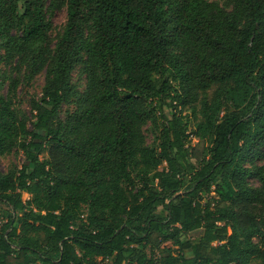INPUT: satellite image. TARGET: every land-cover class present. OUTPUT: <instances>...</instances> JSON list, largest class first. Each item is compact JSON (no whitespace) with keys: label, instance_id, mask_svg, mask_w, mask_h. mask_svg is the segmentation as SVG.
<instances>
[{"label":"trees","instance_id":"obj_1","mask_svg":"<svg viewBox=\"0 0 264 264\" xmlns=\"http://www.w3.org/2000/svg\"><path fill=\"white\" fill-rule=\"evenodd\" d=\"M61 1L51 46L46 0H0V63L45 71L31 118L0 92V264H264V0Z\"/></svg>","mask_w":264,"mask_h":264},{"label":"rangeland","instance_id":"obj_2","mask_svg":"<svg viewBox=\"0 0 264 264\" xmlns=\"http://www.w3.org/2000/svg\"><path fill=\"white\" fill-rule=\"evenodd\" d=\"M214 1L219 6H221L226 12L231 10V0H208ZM45 10L47 11V16L51 23V29L49 32L50 44L53 43L62 32L66 21V7L61 0H46ZM85 36L87 38L91 35L90 27L87 26L85 29ZM87 64L85 54L75 61L72 72H71V82L75 85L78 91H83L86 87V76H85V65ZM17 65V67L15 66ZM45 71H40L36 74L31 75L28 72L27 67L24 63H10L2 62L0 63V92L7 93L11 87L12 80L16 81V87L13 94V106L22 114L32 117L33 109L32 104L34 101L39 100L41 94V88L44 83ZM72 106H63L60 110V117H64L67 112L71 111ZM30 127V122L27 123ZM191 129V126H189ZM143 134L145 137V142L150 145L155 141L158 130L152 126V124L147 121L142 127ZM195 139H192L194 142ZM23 161V156L20 151L12 150L11 152L5 154L0 158V171L6 172L9 168L13 166H20ZM262 163V159L257 158L252 162L245 160L244 165L248 168L252 167V164L259 165ZM247 182L249 185L258 186L259 182L255 178H248ZM29 197L27 193H21V199L26 200ZM1 208L4 211L8 210V207L1 203ZM200 231H192L188 233L190 236L198 235ZM248 264H261L258 260L252 259Z\"/></svg>","mask_w":264,"mask_h":264}]
</instances>
